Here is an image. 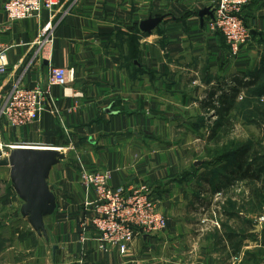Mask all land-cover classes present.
Instances as JSON below:
<instances>
[{"label": "crops", "instance_id": "crops-1", "mask_svg": "<svg viewBox=\"0 0 264 264\" xmlns=\"http://www.w3.org/2000/svg\"><path fill=\"white\" fill-rule=\"evenodd\" d=\"M6 1L0 0V44L8 62L0 81L6 92L17 82L48 88L53 67L68 70V84L52 87L33 125L0 132L7 142L67 154V163L54 172L58 210L51 231L59 248L53 264H224L219 257L224 233L216 229L213 237V227L221 226L224 215L214 208L230 188L226 177L247 181L245 197L233 196L248 207L237 213L247 222L256 216L252 207L260 185L241 176L235 163L224 167L222 180L201 176L206 169L198 157L209 139L197 126L215 100L231 110L234 146L243 140L237 127H264L263 119L238 113L244 102L254 106L250 111L264 105V0H247L243 7L251 38L238 55L209 26L216 0H60L54 15L43 10L14 22ZM150 17L161 21L143 31ZM223 131L221 126L219 141H225ZM245 140L253 162L255 140L250 134ZM83 166L109 171L114 188L148 185L167 228L137 236L125 255L115 246L102 247L95 234L82 241V225L93 208L88 205L93 195L80 179ZM251 235L258 233L248 229L245 237ZM201 237L205 244L198 248ZM244 247L238 245L237 254L257 248ZM244 259L240 264H250ZM0 264H50L20 217L8 167H0Z\"/></svg>", "mask_w": 264, "mask_h": 264}, {"label": "built area", "instance_id": "built-area-1", "mask_svg": "<svg viewBox=\"0 0 264 264\" xmlns=\"http://www.w3.org/2000/svg\"><path fill=\"white\" fill-rule=\"evenodd\" d=\"M246 3L247 0H216L213 6L214 16L209 26L225 36L233 55H238L251 38V29L242 17ZM59 4L60 0H7L5 11L14 22L40 16L43 10H49L54 15ZM7 64L0 44V79L6 72ZM68 82V70L64 67L51 69L48 88L41 85L28 88L17 82L6 92L0 81V132L5 128H28L33 125L40 118L52 87L66 86ZM21 146L38 145L11 143L0 138V159L8 156L12 147ZM109 178V171L89 166H83L80 171L81 183L93 195L88 204L93 205L92 216L83 223L80 238L86 241L95 234L102 247L115 246L120 254L125 255L137 236L165 230L167 217L148 185L114 188L109 185ZM259 221L264 223V216Z\"/></svg>", "mask_w": 264, "mask_h": 264}, {"label": "rangeland", "instance_id": "rangeland-1", "mask_svg": "<svg viewBox=\"0 0 264 264\" xmlns=\"http://www.w3.org/2000/svg\"><path fill=\"white\" fill-rule=\"evenodd\" d=\"M253 106L252 104H249L248 102H244L243 105L241 104L238 109V113L240 116H247L248 114H252L253 117L257 118L259 120L263 119V115H261V112L264 113V105L260 106L259 105V110H251L249 106ZM254 107V106H253ZM217 122V115L214 114V111L211 110L207 114L205 113L204 115V120H203V126L199 125L197 126V129L201 131L205 136H207V146H204V151H202L199 154V161H201L199 165L204 167L205 172L201 174V176L205 177L207 175H210L211 178H214L215 181L217 180H222V176H225L222 173H225L224 167L228 165L233 166L232 161H229L226 163H221L220 157L227 151L230 153L233 150V145L235 144L231 139L229 140V136L231 133H233V130L229 131L227 135H225V141H220L218 142L217 138L219 137V131L217 132L216 136H213V129L215 128ZM264 127L262 128L260 125L259 127L255 126H239L236 129V133L240 136H242L243 140L246 141V137L250 134L252 138L255 140L256 148L258 149V155L257 157H253L252 160H257L259 162L264 161V140H263V135H264ZM231 132V133H230ZM218 135V137H217ZM212 136V137H211ZM229 140V141H228ZM241 141L242 144H244V141ZM238 144V143H236ZM253 145V144H252ZM233 176V175H232ZM226 177V176H225ZM263 177V176H262ZM229 185V189L226 190L227 193L223 196L225 199L224 201L221 202V204H216L215 205V212L217 213V216H219V211H222L224 215L222 217H219V222L221 226L218 228L215 226L213 227L214 229V234L213 237L218 236V230H221L223 236L225 239H222V244L220 247L219 251V257L221 258L220 261L223 262L224 264H240L242 261V258L244 257V261H248V263L253 264V260H256L257 264H262L264 263V234L261 233L264 231V223L260 224L259 218L261 216H264V187L263 184L258 183L257 186L258 192L259 193V198H258V203L252 207V210H255V218L253 221H245L243 220V217L238 215L237 213H245V211L248 209V207L244 204L245 202L243 201H233V196L237 195L238 199H242L245 196V189H246V184L244 185L243 183H246L247 181L245 180H232L229 177H226ZM230 179V180H229ZM234 181L237 184V188L234 187V184H232ZM231 184V185H230ZM223 194V193H222ZM219 202V200H217ZM247 208V209H246ZM207 212H205V215ZM223 222V223H222ZM248 229H252L253 232H257V235H251L248 237H245L247 234ZM232 233H235L233 235L234 237H230ZM229 235V236H227ZM196 237V236H195ZM226 238L228 240H226ZM7 244H10L11 240L10 239H4ZM205 244V237H201L200 241L198 242V248L201 245ZM238 245L245 250L244 246H252V247H257L252 250H250L249 253H239L237 254V248ZM243 245V247H242ZM241 251V250H240ZM253 253V254H252Z\"/></svg>", "mask_w": 264, "mask_h": 264}, {"label": "water", "instance_id": "water-1", "mask_svg": "<svg viewBox=\"0 0 264 264\" xmlns=\"http://www.w3.org/2000/svg\"><path fill=\"white\" fill-rule=\"evenodd\" d=\"M210 14L214 16L212 11ZM160 21L161 18L150 17L141 28L151 32ZM66 163L64 149L51 146L12 147L9 155L0 159V167L9 168V184L20 203V217L35 233L50 264L55 262L59 248L51 231L58 210L54 172Z\"/></svg>", "mask_w": 264, "mask_h": 264}, {"label": "trees", "instance_id": "trees-1", "mask_svg": "<svg viewBox=\"0 0 264 264\" xmlns=\"http://www.w3.org/2000/svg\"><path fill=\"white\" fill-rule=\"evenodd\" d=\"M209 110H213L214 114L218 116V120L216 122L215 128L213 129L212 133L215 137L217 132L219 131L220 127L224 128V135H227L229 133V130L232 128V115H230V108L227 107H219L215 100H211L208 103ZM240 108V107H239ZM258 108L257 110H259ZM261 115H263L264 120V113L261 112ZM212 137V136H211ZM218 137V135H217ZM223 138V137H222ZM219 139L217 138L218 142L220 143ZM240 146V148H238ZM238 147L233 145V150L229 153L228 148L227 151L220 157V161L222 159L224 160H230L232 161L233 165L234 163L238 168H240V174L244 178H247L250 181H254L257 183H261L264 186V179H263V173H264V161L259 162L257 158L253 160V162L249 161V154L251 148L247 145L240 144ZM230 164V162H229ZM231 166V165H230ZM210 176V175H209ZM235 233H232L230 237H234Z\"/></svg>", "mask_w": 264, "mask_h": 264}]
</instances>
